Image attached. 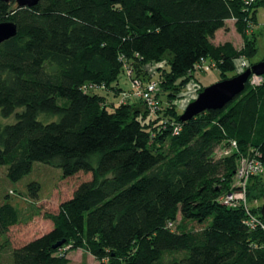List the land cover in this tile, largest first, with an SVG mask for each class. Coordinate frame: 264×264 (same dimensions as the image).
<instances>
[{"label": "trees", "instance_id": "obj_1", "mask_svg": "<svg viewBox=\"0 0 264 264\" xmlns=\"http://www.w3.org/2000/svg\"><path fill=\"white\" fill-rule=\"evenodd\" d=\"M260 6L264 0L0 1V22L17 25L0 44V114L16 116L0 125V166L13 182L36 161L64 178L92 174L45 214L49 231L11 249L8 264H69L77 249L97 264H264V172L249 179L246 206L219 200L241 157L264 165V75L257 85L249 78L225 107L186 121L175 104L203 61L221 80L255 64L248 30ZM231 19L240 49L213 42ZM238 58L247 59L240 72ZM122 73L158 82L156 115L141 101L109 100L128 91ZM39 191L38 182L28 185L29 197ZM9 197L0 203L2 248L20 222Z\"/></svg>", "mask_w": 264, "mask_h": 264}, {"label": "rangeland", "instance_id": "obj_2", "mask_svg": "<svg viewBox=\"0 0 264 264\" xmlns=\"http://www.w3.org/2000/svg\"><path fill=\"white\" fill-rule=\"evenodd\" d=\"M226 26V28L217 31L213 42L215 44H222L230 41L237 49H240L244 44V40L235 28V21L232 19L228 20ZM248 33L249 35H256L257 52L252 58V61L257 63L264 58V6L258 8L256 21L252 24ZM243 61L247 62V59H236L235 65L237 72L244 69L242 66ZM200 66L201 68L195 70V77L197 79L192 78L187 83V87L183 89L184 95L175 101L180 113L194 100L196 87L193 83L197 84L201 91L203 87L205 88L221 80L220 72L214 67V64L210 65L208 61H205ZM149 69L153 71L151 67ZM261 76L263 81V75ZM119 81L122 89L126 91L131 89V80L124 73L121 74ZM115 94L113 92L108 98L111 101L119 102L122 95L119 94L115 97ZM131 101L138 100L133 97ZM15 121V114L8 117L0 114V125L2 126L14 123ZM6 172L7 166H0V203L5 200L6 195H10L9 201L19 210L20 222L13 226L6 234L10 246L2 248L1 244L4 239L0 240V264L9 263L12 248L20 246L49 231L53 222L45 214L56 213L60 203L69 199L80 183L92 178L91 173L85 172L64 178L60 168L38 161L33 162L31 171L17 182L10 181L6 176ZM262 176L264 177V174ZM32 182H38L40 184L38 198H31L27 194L28 185ZM178 221H180V216ZM177 224L178 222L175 225ZM196 227L200 226L197 225ZM68 256L70 258L69 264H97V260L91 254L81 249L70 251Z\"/></svg>", "mask_w": 264, "mask_h": 264}, {"label": "built area", "instance_id": "obj_3", "mask_svg": "<svg viewBox=\"0 0 264 264\" xmlns=\"http://www.w3.org/2000/svg\"><path fill=\"white\" fill-rule=\"evenodd\" d=\"M252 0H247L250 2ZM252 27V25H251ZM250 27V28H251ZM205 61L202 62V64ZM201 65V64H200ZM197 68H201V66ZM243 68L246 66V62H242ZM128 75H131V70L127 71ZM153 75V74H151ZM131 80V89L127 92H123L120 97L119 102L125 103L130 101L133 97H137L141 99L147 110L151 114H157L161 108V102L159 100V84L156 80H142L141 78H132ZM262 81V76L260 75H251L250 82L251 84L257 85ZM196 87V95L194 96V100L197 98L199 94V86L193 83ZM184 92L180 94L182 97ZM191 101V100H190ZM176 104V102H175ZM186 108V107H185ZM184 108V109H185ZM264 172V165L257 158H248L241 157L237 163V167L235 170L234 176V184L232 190L229 192H224L219 196V200L224 202L226 205L231 207H237L240 205L246 206L247 204V183L252 176H257ZM250 224L255 223L254 217L249 218Z\"/></svg>", "mask_w": 264, "mask_h": 264}, {"label": "water", "instance_id": "obj_4", "mask_svg": "<svg viewBox=\"0 0 264 264\" xmlns=\"http://www.w3.org/2000/svg\"><path fill=\"white\" fill-rule=\"evenodd\" d=\"M9 2L11 0H0ZM20 7L35 6L41 0H13ZM17 34V25L11 21L0 22V44ZM251 75H264V58L248 67L242 73L217 81L209 86H206L199 92L197 98L190 102L182 112L180 119L182 121L189 120L197 114L210 109H221L240 95L246 86L248 79ZM261 215L264 217V194L263 203L261 205ZM59 242L57 245H61Z\"/></svg>", "mask_w": 264, "mask_h": 264}, {"label": "bare ground", "instance_id": "obj_5", "mask_svg": "<svg viewBox=\"0 0 264 264\" xmlns=\"http://www.w3.org/2000/svg\"><path fill=\"white\" fill-rule=\"evenodd\" d=\"M135 99L138 100V101H141V102L143 103L144 107L146 108L144 102H143L141 99H139V98H137V97H135ZM146 109H147V108H146ZM148 112H149V111H148ZM149 114H150V115H156V114H151L150 112H149ZM247 186H248V183H247Z\"/></svg>", "mask_w": 264, "mask_h": 264}, {"label": "crops", "instance_id": "obj_6", "mask_svg": "<svg viewBox=\"0 0 264 264\" xmlns=\"http://www.w3.org/2000/svg\"><path fill=\"white\" fill-rule=\"evenodd\" d=\"M217 33V32H216Z\"/></svg>", "mask_w": 264, "mask_h": 264}]
</instances>
